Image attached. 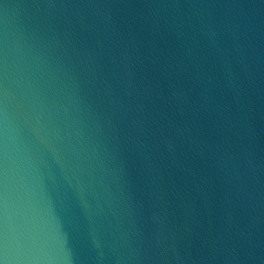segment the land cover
<instances>
[{"label":"water","instance_id":"1","mask_svg":"<svg viewBox=\"0 0 264 264\" xmlns=\"http://www.w3.org/2000/svg\"><path fill=\"white\" fill-rule=\"evenodd\" d=\"M0 264H264V0H0Z\"/></svg>","mask_w":264,"mask_h":264}]
</instances>
